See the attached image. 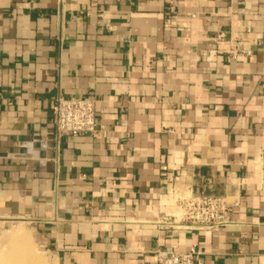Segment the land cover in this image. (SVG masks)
<instances>
[{
    "label": "crops",
    "instance_id": "1",
    "mask_svg": "<svg viewBox=\"0 0 264 264\" xmlns=\"http://www.w3.org/2000/svg\"><path fill=\"white\" fill-rule=\"evenodd\" d=\"M58 95L96 101V135L56 136ZM192 194L230 224L180 229ZM12 220L47 264H264V0H0V234Z\"/></svg>",
    "mask_w": 264,
    "mask_h": 264
},
{
    "label": "built area",
    "instance_id": "2",
    "mask_svg": "<svg viewBox=\"0 0 264 264\" xmlns=\"http://www.w3.org/2000/svg\"><path fill=\"white\" fill-rule=\"evenodd\" d=\"M53 123L58 138H78L83 135H96V101L90 98L58 95L53 103ZM174 194L173 192H169ZM181 216L177 226L188 232L200 233L213 231L230 224L232 208L225 199L200 196H182L175 199ZM173 216L174 220L178 216ZM200 252L195 249L179 252L161 251L157 255V264H200Z\"/></svg>",
    "mask_w": 264,
    "mask_h": 264
},
{
    "label": "rangeland",
    "instance_id": "3",
    "mask_svg": "<svg viewBox=\"0 0 264 264\" xmlns=\"http://www.w3.org/2000/svg\"><path fill=\"white\" fill-rule=\"evenodd\" d=\"M0 234V264H47L44 249L35 234L23 220L8 221ZM21 234H11V232Z\"/></svg>",
    "mask_w": 264,
    "mask_h": 264
}]
</instances>
